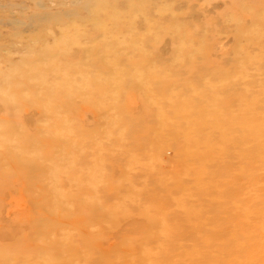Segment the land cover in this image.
I'll list each match as a JSON object with an SVG mask.
<instances>
[{"label":"rangeland","instance_id":"1","mask_svg":"<svg viewBox=\"0 0 264 264\" xmlns=\"http://www.w3.org/2000/svg\"><path fill=\"white\" fill-rule=\"evenodd\" d=\"M84 3L0 0V264H264V0Z\"/></svg>","mask_w":264,"mask_h":264},{"label":"bare ground","instance_id":"2","mask_svg":"<svg viewBox=\"0 0 264 264\" xmlns=\"http://www.w3.org/2000/svg\"><path fill=\"white\" fill-rule=\"evenodd\" d=\"M35 1H39V0H35ZM95 1V5L93 6V10H97L98 8H99V6L100 5H103L104 4V2H105V4L109 1V0H94ZM91 2H92V0H85V3H84V5H83V9L84 10H86V11H89L90 10V7H91ZM104 4V5H105ZM106 46V45H105ZM140 62H141V60H140ZM140 62H138V63H140ZM136 63V62H135ZM141 65V64H140ZM127 71V70H126ZM128 71H130V70H128ZM125 72V71H124ZM129 73V72H128ZM31 74H32V72H31ZM129 75V74H128ZM130 75H132V74H130ZM129 75V76H130ZM127 77L128 76H126L125 77V79H123L124 81L127 79ZM121 80V79H120ZM134 81H135V79H134ZM138 81V80H137ZM137 81H136V83L135 82H132V86H134V87H139L140 85H139V83H137ZM117 82H118V80H117ZM126 82V81H125ZM131 86V87H132ZM106 89H108V91H112V87H107ZM135 88H133V90H134ZM41 104H42V102H40ZM98 105H102L99 101H97L96 102ZM68 143V142H67ZM14 156V155H13ZM52 245H53V249H55V250H59V245H57V244H55V243H52ZM76 251V250H75ZM66 252H72V251H70V249H68V248H66ZM72 254V253H71ZM74 254V253H73ZM67 255H69V254H67ZM93 259H94V257H93ZM98 260V259H97ZM95 263H96V261H94ZM93 262V263H94ZM100 263V262H99ZM97 264V263H96ZM205 264H207V261L205 262ZM220 264V263H219Z\"/></svg>","mask_w":264,"mask_h":264}]
</instances>
